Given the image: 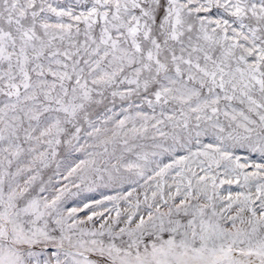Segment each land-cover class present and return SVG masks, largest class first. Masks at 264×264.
<instances>
[{
  "label": "snow or ice",
  "instance_id": "1",
  "mask_svg": "<svg viewBox=\"0 0 264 264\" xmlns=\"http://www.w3.org/2000/svg\"><path fill=\"white\" fill-rule=\"evenodd\" d=\"M75 5L0 0V264H264V0ZM154 149L148 211L66 204Z\"/></svg>",
  "mask_w": 264,
  "mask_h": 264
},
{
  "label": "rangeland",
  "instance_id": "2",
  "mask_svg": "<svg viewBox=\"0 0 264 264\" xmlns=\"http://www.w3.org/2000/svg\"><path fill=\"white\" fill-rule=\"evenodd\" d=\"M68 4H72L76 11L81 10L83 7H87L90 5H81L76 6L75 0H63V5L67 6ZM66 19V18H65ZM146 111H149V109L145 108ZM135 110H133L134 114ZM117 116L114 117V119H122L123 116L126 114L120 109L119 103L117 104ZM151 131V129H150ZM150 143V141H148ZM172 141L168 140L166 141V144H171ZM152 151H155V155H152ZM183 151H173L170 150L169 152H162L160 149H154L149 151V157L147 162L141 160V161H135V157H131V160L139 163L142 165L141 168H132V169H124L121 167L119 172V181L118 182H110L105 184H97L92 186L91 189H85L83 191H78L77 189H72L73 192H77V195L69 197L66 200V204L69 207L76 206L80 207L83 203L87 202L90 204L89 209H85L83 211H80L78 215L80 217H85V214L87 212L91 211V208L97 207V205L94 203V201H103L104 204H106L109 208L112 207V202L108 201L106 197L113 196V197H125L126 199H119L116 201V204L120 207L121 212L123 213L124 209L130 208L134 206L137 202H139V212L143 213L145 211H148L147 204L145 203V195L148 196V203H153L152 200V192L156 191V182L153 179H147L150 176H154V170L157 169V165L160 167H163V165L171 163L172 158L174 156L178 157L179 155H185ZM81 155V154H77ZM55 167V166H53ZM63 171V169H61ZM53 175L52 171H47L45 175V180L48 179L49 176ZM56 179L59 180L60 184L65 183L62 178L57 177ZM156 180L159 179V177L155 178ZM168 184H171V178L167 177ZM177 179H179L177 177ZM147 181V182H146ZM83 187V186H82ZM231 190L233 193L238 190V186L233 185H223L221 186L218 191H220L223 194H227V192ZM165 191H167V185L165 186ZM128 193H131V196L128 195ZM99 210H103V207L101 206ZM163 210V208L161 209ZM108 213L105 212V216H107ZM112 216H115V212L113 211ZM96 219L95 217L93 218ZM88 226L91 227V223H88Z\"/></svg>",
  "mask_w": 264,
  "mask_h": 264
}]
</instances>
